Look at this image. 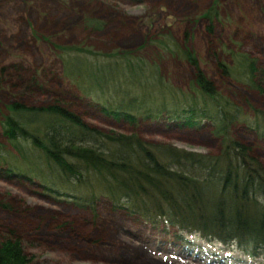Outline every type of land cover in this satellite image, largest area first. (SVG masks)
<instances>
[{"label":"rangeland","instance_id":"1","mask_svg":"<svg viewBox=\"0 0 264 264\" xmlns=\"http://www.w3.org/2000/svg\"><path fill=\"white\" fill-rule=\"evenodd\" d=\"M213 7L217 17L207 18ZM97 21L101 28L93 24ZM157 38L174 45L154 46L151 42ZM52 43L80 44L104 58L117 57L129 74L131 62L146 59L158 65L163 81L151 80L156 87L194 97L190 86L198 70L180 52L188 49L201 72L234 105L250 118L252 109L264 112V93L247 83L238 65L229 76L220 65L233 67V53L247 54L257 61L256 80H262L264 90V0H0V73L5 71L0 82V143L13 153L7 163H19L24 155L4 136L6 107L15 103L31 108L58 103L105 134H136L149 143L205 155L221 152V141L207 121L201 129L191 130L175 125L164 114L137 124L105 115L86 95L88 90L82 92L65 78ZM129 53L130 58H121ZM137 64L141 71L137 78L148 81L152 77L148 67L143 61ZM232 133L264 165V140L243 122L233 124ZM23 149L32 158L27 166H34V147L24 142ZM95 205L96 210L46 193L37 179L6 173L4 165L0 168V244L19 240L28 264H224L228 259L227 264H243L240 261L245 260L237 251L194 238L189 239L198 249L191 252L176 240L174 228L162 233V225L156 229L124 207L114 209L106 197ZM246 260L244 264L251 263Z\"/></svg>","mask_w":264,"mask_h":264},{"label":"trees","instance_id":"2","mask_svg":"<svg viewBox=\"0 0 264 264\" xmlns=\"http://www.w3.org/2000/svg\"><path fill=\"white\" fill-rule=\"evenodd\" d=\"M217 15L213 7L205 16L213 19ZM93 24L102 27L98 21ZM151 43L159 48L174 45L160 38ZM54 44L65 78L82 92L88 90L86 95L92 96L91 102L99 105L105 115L137 124L164 114L175 125L191 130L201 129L207 121L221 141V152L205 155L149 143L136 134H105L89 128L77 114L58 103L45 108L15 103L6 107L4 136L17 153L24 151V155L19 163H7L8 154L13 153L0 143V168L5 165L6 173L35 178L46 193L70 198L82 207L90 205L96 210L95 202L106 197L114 209L124 207L156 229L162 225V233L168 234V228H174L176 240L190 250L198 249L191 237L241 253L245 260L239 261L243 264L246 259L264 264V165L250 147L230 134L233 124L243 122L264 140V112L252 109L250 118L234 105L201 72L194 53L188 49L180 52L198 70L190 86L194 97L156 87L153 82L163 79L156 70L158 65L146 59L139 61L152 77L139 81V61H130L129 74L117 57L104 58L80 44ZM178 49L175 45L176 53ZM232 57L233 67L220 64L224 74L229 76L238 65L247 83L264 93L262 80H256L257 61L242 53H233ZM1 70L0 82L5 74ZM24 142H30L37 152V163L32 168L27 166L32 158L26 155ZM28 263L19 240L8 239L0 244V264Z\"/></svg>","mask_w":264,"mask_h":264},{"label":"bare ground","instance_id":"3","mask_svg":"<svg viewBox=\"0 0 264 264\" xmlns=\"http://www.w3.org/2000/svg\"><path fill=\"white\" fill-rule=\"evenodd\" d=\"M185 248H187V247L185 246Z\"/></svg>","mask_w":264,"mask_h":264}]
</instances>
